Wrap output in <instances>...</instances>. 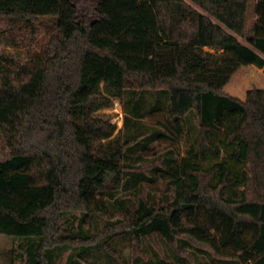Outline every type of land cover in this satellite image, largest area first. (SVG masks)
<instances>
[{"label":"trees","instance_id":"1","mask_svg":"<svg viewBox=\"0 0 264 264\" xmlns=\"http://www.w3.org/2000/svg\"><path fill=\"white\" fill-rule=\"evenodd\" d=\"M44 17L42 49L0 61V236L40 238L33 264H51L55 248L100 242L62 234L68 216L98 212L138 248L162 237L264 264V0H0V34L17 46L36 42ZM143 90L169 91L178 134L193 113L203 153L156 166L171 178L167 202L143 193L112 211L98 197L135 170L125 155L139 138L104 143L114 129L96 112ZM207 150L217 161L203 167Z\"/></svg>","mask_w":264,"mask_h":264},{"label":"rangeland","instance_id":"2","mask_svg":"<svg viewBox=\"0 0 264 264\" xmlns=\"http://www.w3.org/2000/svg\"><path fill=\"white\" fill-rule=\"evenodd\" d=\"M255 3H251L247 14V30L250 31L257 21L254 10ZM54 27L52 18L44 17L38 27L36 42L30 46H17L7 34H0V61H11L12 56L24 54L27 49L41 50L47 40L48 33ZM244 44L248 40L237 36ZM207 51L216 53L213 49ZM258 68V67H257ZM256 68V69H257ZM264 71V67L259 68ZM102 91L111 96L102 84ZM169 91L143 90L126 91L120 98L112 97V103L96 112V115L109 120L114 132L111 137L102 139L108 143L112 138L121 136L125 141L139 138L129 147L125 155V163L135 170L126 177L122 187L117 192L104 193L98 198L103 199L112 211H122L136 205V198L143 193L151 201L161 199L167 202L170 198L168 184L171 178L163 171H157L160 162L165 166H172L187 157L194 149L201 151V135L198 123L193 113H189L182 125L183 132L178 134L170 124ZM169 133L173 138H167ZM216 143L221 145V136H213ZM207 159L197 162L203 167L215 163L216 157L210 150L205 151ZM225 153L219 160L225 159ZM154 166V167H153ZM157 169H156V168ZM236 170L239 169L235 167ZM161 169V168H159ZM242 187L227 191L226 195L239 193ZM111 222L98 212L88 217L83 214L68 216L64 223V236L100 238V242L93 247H77L66 245L53 249L51 264H239L238 258L220 259L212 252L198 248L190 242L179 240L176 249L168 240L160 237L159 247L150 239L144 238L141 248L131 240L129 235L111 238L107 227ZM40 238H24L15 236H0V264H33V257L38 252Z\"/></svg>","mask_w":264,"mask_h":264}]
</instances>
